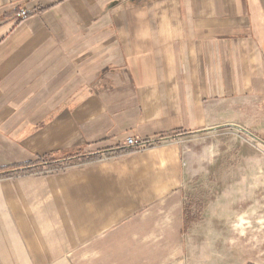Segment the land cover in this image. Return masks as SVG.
Segmentation results:
<instances>
[{
	"label": "crops",
	"instance_id": "0c3cea01",
	"mask_svg": "<svg viewBox=\"0 0 264 264\" xmlns=\"http://www.w3.org/2000/svg\"><path fill=\"white\" fill-rule=\"evenodd\" d=\"M225 128L228 182L188 199L184 141ZM250 136L264 145V0H0V165L127 150L16 178L32 209L0 230L17 239L0 264H264Z\"/></svg>",
	"mask_w": 264,
	"mask_h": 264
},
{
	"label": "rangeland",
	"instance_id": "374dc122",
	"mask_svg": "<svg viewBox=\"0 0 264 264\" xmlns=\"http://www.w3.org/2000/svg\"><path fill=\"white\" fill-rule=\"evenodd\" d=\"M230 135L228 128H225L202 136H189L184 141L186 160L189 161V165L192 168L200 169V173L192 178V184L186 196L188 199L197 198L206 202L221 193V189L228 182V163L238 162V160H234L229 155L232 151L238 149L236 145L229 141ZM148 144L146 143V145ZM252 144H257V146L264 149L262 143H257V138ZM252 165L257 166L258 164H255L254 160ZM53 172L59 171H51L50 173ZM42 173L34 174L38 176ZM20 176L22 175L18 177ZM18 177H9L8 179H15L9 182L4 181L7 178H0V230H5L7 233L4 232V235L8 234L9 236L12 234L16 235L19 225L17 223L18 216L26 213L31 214L32 209V207L23 206L32 202V193L26 194L22 192V189L26 186L28 187L29 184L16 180ZM200 209H202V206ZM4 238L0 239V241L11 242V245L12 243L15 244V241L17 242L15 238L13 240L8 239L7 236H4ZM1 248L0 246V250ZM71 259L75 263H79L77 261L78 256H71Z\"/></svg>",
	"mask_w": 264,
	"mask_h": 264
},
{
	"label": "trees",
	"instance_id": "16d2710c",
	"mask_svg": "<svg viewBox=\"0 0 264 264\" xmlns=\"http://www.w3.org/2000/svg\"><path fill=\"white\" fill-rule=\"evenodd\" d=\"M125 148L117 150H101L95 153H79L75 151L57 152L42 156L37 160H29L26 162L15 163L9 166L0 165V178L18 177L19 175L32 173H48L51 171L65 170L71 166L93 161L98 159L102 154L124 153Z\"/></svg>",
	"mask_w": 264,
	"mask_h": 264
},
{
	"label": "built area",
	"instance_id": "2783aa9c",
	"mask_svg": "<svg viewBox=\"0 0 264 264\" xmlns=\"http://www.w3.org/2000/svg\"><path fill=\"white\" fill-rule=\"evenodd\" d=\"M29 11L30 10H27V9L21 10V12L19 13V16L18 17L21 18V19L26 18L28 16V14H29ZM142 145L143 144H141L140 146L136 145L135 140L133 138H131V137L130 138H127V140L125 142V146H127L128 148H134L135 149L136 146L137 147H142Z\"/></svg>",
	"mask_w": 264,
	"mask_h": 264
},
{
	"label": "water",
	"instance_id": "95a60500",
	"mask_svg": "<svg viewBox=\"0 0 264 264\" xmlns=\"http://www.w3.org/2000/svg\"><path fill=\"white\" fill-rule=\"evenodd\" d=\"M241 130H243V131H246L245 129H243V128H241V127H239ZM250 138L253 140V141H255V139L256 138H254L253 136H250Z\"/></svg>",
	"mask_w": 264,
	"mask_h": 264
}]
</instances>
